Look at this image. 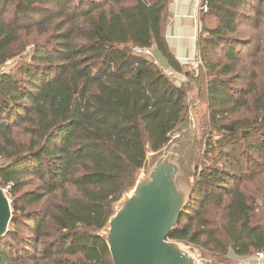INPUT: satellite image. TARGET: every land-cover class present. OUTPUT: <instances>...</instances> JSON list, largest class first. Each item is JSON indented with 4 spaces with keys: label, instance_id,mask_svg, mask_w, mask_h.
<instances>
[{
    "label": "trees",
    "instance_id": "obj_1",
    "mask_svg": "<svg viewBox=\"0 0 264 264\" xmlns=\"http://www.w3.org/2000/svg\"><path fill=\"white\" fill-rule=\"evenodd\" d=\"M206 1L183 71L170 0H0V264H113L102 231L193 95L209 130L169 239L217 264L264 250V0Z\"/></svg>",
    "mask_w": 264,
    "mask_h": 264
},
{
    "label": "water",
    "instance_id": "obj_2",
    "mask_svg": "<svg viewBox=\"0 0 264 264\" xmlns=\"http://www.w3.org/2000/svg\"><path fill=\"white\" fill-rule=\"evenodd\" d=\"M180 169L177 156H159L122 200L105 232L113 264H197L180 243L169 239L191 192L179 181ZM11 215L0 187V237Z\"/></svg>",
    "mask_w": 264,
    "mask_h": 264
},
{
    "label": "rangeland",
    "instance_id": "obj_3",
    "mask_svg": "<svg viewBox=\"0 0 264 264\" xmlns=\"http://www.w3.org/2000/svg\"><path fill=\"white\" fill-rule=\"evenodd\" d=\"M190 98V104H193L191 106V110H189V116L191 121L187 125H180L170 134V141L161 152L148 153L146 163L143 169L139 172L138 179L146 172L147 168L151 166L159 156L165 155L166 153H171L172 156H177V162L179 163L181 168V176L179 177V181L184 184H187L190 188L193 185L195 165L199 159L200 149L205 141V135L208 134L209 129L207 128L205 120V104L200 100V98L199 102L194 100V95ZM1 163L2 158H0V164ZM131 191L132 190L128 191L123 196L122 200L129 196L131 194ZM122 200L120 201V203L122 202ZM120 203L118 204V207L120 206ZM106 230L107 225L102 231V234L105 235ZM181 245L185 250L190 253V255H192V257L196 260L197 264H217L211 259L209 254L204 253L201 250L191 246H186L183 244ZM246 259L247 260L243 261L242 264L257 263L252 260L251 256ZM263 263L264 260L260 261L259 264Z\"/></svg>",
    "mask_w": 264,
    "mask_h": 264
},
{
    "label": "crops",
    "instance_id": "obj_4",
    "mask_svg": "<svg viewBox=\"0 0 264 264\" xmlns=\"http://www.w3.org/2000/svg\"><path fill=\"white\" fill-rule=\"evenodd\" d=\"M199 1L170 0L168 6L165 39L170 53L183 68V71L191 68L195 60L198 59L196 38L198 28L201 27ZM177 74L184 78V72Z\"/></svg>",
    "mask_w": 264,
    "mask_h": 264
},
{
    "label": "built area",
    "instance_id": "obj_5",
    "mask_svg": "<svg viewBox=\"0 0 264 264\" xmlns=\"http://www.w3.org/2000/svg\"><path fill=\"white\" fill-rule=\"evenodd\" d=\"M199 4H200L199 5V11L200 12H206L208 10V2L206 0L205 1L200 0L199 1ZM200 28L201 27L199 26L198 32H200ZM133 51L134 52H137V53L145 54L147 56H152L153 55L152 48L145 47V46H137V47L133 48ZM198 62H199L198 59H196L194 63H198ZM6 64L7 65L10 64V61L7 62ZM3 69H4V67H1L0 68V71H2ZM162 71H163V73H165L168 76V78L172 82H174L177 85H180L182 83L183 79H184L182 77H179L178 74H177V72H175V71H172V70H169V69H165V68L162 69ZM2 190L6 194L7 188L2 189ZM251 258H252V260H254L255 262H257L256 264H259L260 261L264 260V250H262L260 252H257L256 254L252 255ZM237 260L239 261L240 264H242V262L245 261V260H247V259L246 258H237Z\"/></svg>",
    "mask_w": 264,
    "mask_h": 264
}]
</instances>
